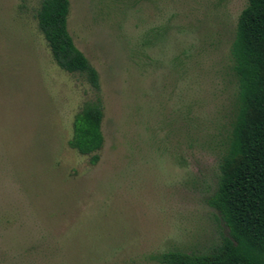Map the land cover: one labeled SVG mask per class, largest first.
I'll use <instances>...</instances> for the list:
<instances>
[{
  "label": "rangeland",
  "instance_id": "374dc122",
  "mask_svg": "<svg viewBox=\"0 0 264 264\" xmlns=\"http://www.w3.org/2000/svg\"><path fill=\"white\" fill-rule=\"evenodd\" d=\"M70 2L99 91L55 61L41 0H0V264L213 252L229 235L210 199L239 109L232 44L248 0ZM98 96L104 144L82 153L70 140Z\"/></svg>",
  "mask_w": 264,
  "mask_h": 264
},
{
  "label": "trees",
  "instance_id": "16d2710c",
  "mask_svg": "<svg viewBox=\"0 0 264 264\" xmlns=\"http://www.w3.org/2000/svg\"><path fill=\"white\" fill-rule=\"evenodd\" d=\"M70 0H41L37 17L57 64L86 76L101 89L100 75L69 31ZM238 80V114L222 176L210 203L229 228L211 253L168 251L154 257L163 264H264V0H248L232 44ZM102 97L84 108L70 145L90 153L104 144ZM100 154L91 157L93 164Z\"/></svg>",
  "mask_w": 264,
  "mask_h": 264
}]
</instances>
